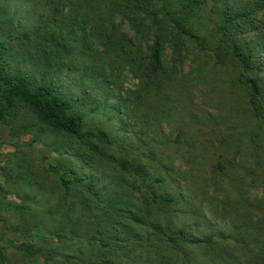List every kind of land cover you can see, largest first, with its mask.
I'll return each mask as SVG.
<instances>
[{
	"label": "rangeland",
	"instance_id": "1",
	"mask_svg": "<svg viewBox=\"0 0 264 264\" xmlns=\"http://www.w3.org/2000/svg\"><path fill=\"white\" fill-rule=\"evenodd\" d=\"M200 14L204 19L198 31L211 40L215 22L211 3ZM46 15L44 0H0V22L8 27H0V40L10 41L11 72L37 78L24 53L28 50L13 45L11 37L41 23ZM84 19L76 18L75 40L60 68V90L70 98L73 113L82 116L85 130L105 131L112 140L109 145L93 143L117 159L140 158L150 148L156 161L149 176L163 177L158 189L180 198L166 208L151 202L147 187L131 191L133 177H119L115 185V168L83 158L78 142L49 131L19 106L0 123V247L5 264H264V140L255 153L244 140L236 148L209 135L230 119L240 93L226 94L224 86L210 84L196 47L188 45L184 55L175 58L169 43L163 54L169 78L164 93H145L130 65L106 52V39L98 36L100 26ZM115 23L146 52L148 42L127 21L118 17ZM257 37L256 51L261 49ZM257 55L264 61V53ZM177 132L183 133L180 144L174 143ZM219 155L224 173L214 174ZM39 156L61 166L78 184H93L104 200L138 205L143 215L160 220L167 231L182 228L188 237L211 236L212 242L173 246L148 229L135 227L138 237L131 244L110 241L103 248L97 241L90 243L87 238L92 234L106 238L104 229L111 220L80 189L70 196L76 206L60 204L63 192ZM142 164H148L143 157Z\"/></svg>",
	"mask_w": 264,
	"mask_h": 264
},
{
	"label": "trees",
	"instance_id": "2",
	"mask_svg": "<svg viewBox=\"0 0 264 264\" xmlns=\"http://www.w3.org/2000/svg\"><path fill=\"white\" fill-rule=\"evenodd\" d=\"M44 1L47 6L44 21L16 32L11 37L13 45H23L28 50H24V53L35 67L36 79L29 78L27 74L10 71V41L7 38L0 40V123L14 115L19 106H24L40 125L78 142L83 158L88 157L96 160L98 164L115 168V185H119V177H133L136 183L131 191L145 190L144 187H147L152 203L166 208L176 205V199L179 200L180 196L176 198L174 194L158 189L163 187V177L149 176V169L154 167L156 161L150 148H145L143 155L136 159L126 156L117 159L110 155L100 145L112 143L108 133L102 130H85L82 116L73 113L70 98L60 90L58 77L64 57L75 40L73 27L78 25L76 18H85L84 21L91 19L95 25L100 26L98 36L105 37L106 52L121 56L130 65L134 75L141 79L145 93L156 91L158 96L164 93L166 81L169 79L165 75L163 62L166 43L172 45L175 58L182 57L188 45L196 47V50L202 52L199 60L201 66H205L204 75L209 78L210 84L224 86L226 94L239 92L241 95L239 105L230 110V119L223 120L222 127L211 130L210 137L236 148L241 147L244 140L250 148L256 149L255 153L260 152L264 140V61L257 54L264 53V0ZM208 3H211L216 18H212L215 22L211 40L202 37L198 31L204 19L200 12ZM118 17L127 21L140 39L148 42L146 52L121 32L115 23ZM0 27L8 28L1 22ZM7 36L10 37L11 34ZM254 36H258L256 43L261 48L258 51L253 43ZM139 97L142 98L140 93ZM182 136V132H177L174 143H182ZM220 155V160L216 159L215 165L213 164L214 174L224 173ZM142 157L148 164H142ZM39 159L53 173L58 189L63 192L60 204L76 206L70 196L73 191L80 189L98 203L96 207H102L105 219L107 217L111 220L110 226L104 229V233L107 232L106 238L92 234L87 238L90 243L97 241L103 248H108L110 241L115 245L131 244L138 237L135 227L146 228L173 246L180 243L212 242L211 236L188 237L184 235L182 228L177 232H169L160 220H150L143 215L140 206L130 207V202L124 206L120 202L104 200L94 190L93 184L84 187L74 178H69L67 172L53 161L42 156ZM119 198L115 197L117 200ZM3 250L0 247V264H5Z\"/></svg>",
	"mask_w": 264,
	"mask_h": 264
}]
</instances>
